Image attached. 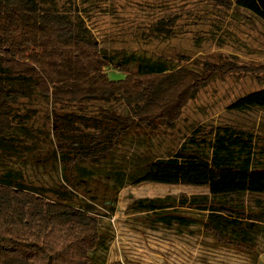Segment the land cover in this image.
Wrapping results in <instances>:
<instances>
[{
	"label": "trees",
	"instance_id": "obj_1",
	"mask_svg": "<svg viewBox=\"0 0 264 264\" xmlns=\"http://www.w3.org/2000/svg\"><path fill=\"white\" fill-rule=\"evenodd\" d=\"M59 1L0 0V158L30 150L14 144V132L33 115L18 107L36 94L53 106L120 99L128 113L99 108L100 117L56 114L57 155L52 158L63 166L64 184L36 188L20 171L0 174V264H93L103 235L99 220L71 203L80 188L78 164L107 159L136 129L155 133L161 125L174 127L198 91L219 75L264 73L263 66L208 62L194 70L163 58L99 49L83 17L59 8ZM215 1L264 21V0H237L235 7L229 0ZM175 22L161 20L153 29L171 37ZM110 69L124 77L112 79ZM233 109L264 111V89L243 97ZM82 124L91 132L78 133ZM128 170L129 185L210 189V194L138 200L135 210L149 214L151 221L185 229L198 223L218 243L254 251L250 230L264 223V211L247 210L227 198L264 195L263 133L233 124L197 126L169 156L146 155Z\"/></svg>",
	"mask_w": 264,
	"mask_h": 264
},
{
	"label": "rangeland",
	"instance_id": "obj_2",
	"mask_svg": "<svg viewBox=\"0 0 264 264\" xmlns=\"http://www.w3.org/2000/svg\"><path fill=\"white\" fill-rule=\"evenodd\" d=\"M229 1L236 6L237 0ZM58 7L80 14L99 49L111 53L163 58L174 67L194 70L207 62L264 67V21L244 9H227L215 0H61ZM169 18L176 19L174 34L166 37L155 33L153 26ZM107 72L112 79L124 77L111 69ZM263 89L264 73L234 71L219 75L198 91L174 127L161 125L155 133L136 129L107 159L78 164L75 175L80 178V188L74 191L71 203L97 218L103 235L102 244L93 252V264H258V256L264 254V223L250 230L257 246L251 253L220 246L198 223L186 229L155 223L149 214L135 210L138 200L206 191L157 184L129 185L128 166L146 155L169 156L197 126L233 124L264 134V111L233 109L243 97ZM99 108L128 113L120 99L59 106L37 94L31 101L27 99L18 109L33 115L26 120L25 128L16 127L14 144L30 150L12 159L0 158V174L20 171L26 184L36 188L64 184L63 166L59 159L52 158L57 155L55 116L76 113L100 117ZM82 131L91 132V128L82 124L78 133ZM79 168L84 172L80 174ZM227 200L247 210L264 211V195L246 194Z\"/></svg>",
	"mask_w": 264,
	"mask_h": 264
},
{
	"label": "crops",
	"instance_id": "obj_3",
	"mask_svg": "<svg viewBox=\"0 0 264 264\" xmlns=\"http://www.w3.org/2000/svg\"><path fill=\"white\" fill-rule=\"evenodd\" d=\"M198 189H202V190H205L206 192L205 193H202V194H210V189L209 188H198ZM201 229H202V227H201ZM220 246H222L221 244H220ZM223 247H231V248H233V249H235L236 247H232V246H224L223 245ZM238 249V248H237ZM255 249H257V246H256V244H255ZM254 249V250H255ZM241 250H243V249H241ZM244 251H246V250H244ZM257 251V250H256ZM258 264H264V254H260V256H258V262H257Z\"/></svg>",
	"mask_w": 264,
	"mask_h": 264
}]
</instances>
